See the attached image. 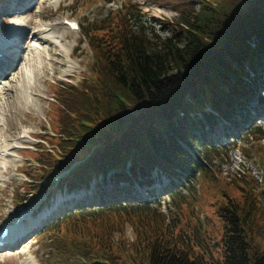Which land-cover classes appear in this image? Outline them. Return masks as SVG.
Returning a JSON list of instances; mask_svg holds the SVG:
<instances>
[{"label": "trees", "instance_id": "1", "mask_svg": "<svg viewBox=\"0 0 264 264\" xmlns=\"http://www.w3.org/2000/svg\"><path fill=\"white\" fill-rule=\"evenodd\" d=\"M176 9L181 23L157 20L173 32L165 39L148 35L131 0L86 24L91 73L56 86L47 146L26 151L36 166L26 167L24 193L44 197L39 209L61 208L36 229L42 264H264V183L248 172L231 182L238 194L223 192L213 263L139 201L161 183L177 192L201 159L223 154L209 134L245 126L264 86V0H179Z\"/></svg>", "mask_w": 264, "mask_h": 264}, {"label": "rangeland", "instance_id": "2", "mask_svg": "<svg viewBox=\"0 0 264 264\" xmlns=\"http://www.w3.org/2000/svg\"><path fill=\"white\" fill-rule=\"evenodd\" d=\"M50 1L0 0V54L8 53L5 56L12 65L10 69L1 67L3 75L0 77V231L5 227L10 230L4 240L7 245L0 248V264H42L39 256L43 251L38 254L40 244L35 236L36 229L44 225L46 214L51 211L58 214L61 208L56 203L39 209L44 197L32 203L29 195L24 193L22 183L27 180L26 167L36 166L28 159L34 156L26 151L37 152L40 145L47 146L42 136L52 133L49 110L50 102L56 101V86L61 83L76 85L91 73L89 62L92 55L83 35L86 24L122 9L129 0H113L107 4L105 0H60L57 6ZM131 1L137 3L144 14L143 23L148 27L151 38L158 35L165 39L173 35L171 28L157 20L181 23L180 12L176 9L179 0ZM66 18L77 20L79 29L70 31L67 26L61 27L59 24ZM14 23L29 24L30 27L23 34L22 30L12 31ZM40 24L55 26L54 34L63 45L38 44L27 60L31 78L26 90L22 76L28 56L23 45L34 44L31 31ZM11 32L22 33V42L27 44L19 43V53L2 48L10 42L7 38ZM9 81L12 89L3 100L1 91ZM26 96L31 99L27 100ZM249 108L252 116L245 126L234 128L226 138H221L217 131L209 134L212 141L223 146V154L209 162L201 159L197 171L184 182L183 188L169 192L170 188L161 183L148 194L144 192L140 196L142 200H139L160 209L175 235L183 231L182 235L194 245L195 252L207 251L204 257L212 263L222 258L220 239L224 228L216 211L224 190L238 194L231 182L247 172L258 184L264 183V139H256L249 133L253 121L264 126V86L256 91ZM14 140L18 147L13 151V157H8L5 151ZM16 192L27 195V200H21ZM132 194L135 196L136 192ZM182 196L190 205L183 201L179 203L182 207L179 209L175 203L181 202ZM188 222L189 225L185 224ZM128 235L133 236L131 230H128Z\"/></svg>", "mask_w": 264, "mask_h": 264}, {"label": "bare ground", "instance_id": "3", "mask_svg": "<svg viewBox=\"0 0 264 264\" xmlns=\"http://www.w3.org/2000/svg\"><path fill=\"white\" fill-rule=\"evenodd\" d=\"M60 2V0H51L50 3H53L54 6H57L58 3ZM61 27L65 25L62 23V24H59ZM29 24H20V23H17V24H13L12 25V31L13 30H16V31H19V30H22L23 34L26 33V29L29 28ZM67 28V27H66ZM68 29V28H67ZM56 30V27L53 26V25H50V24H40L39 26H37V29L35 31H31V40L34 41V44H26V42H22V38L20 35H23L22 33L21 34H17L19 32H16V33H10V36L7 38L8 40H10V42L6 45H3L2 48L3 50H8L10 51L11 53H19L21 49H19V43L20 44H26L27 46L25 47V45H23V50H25V52H27V56L28 58L25 59V63L27 64L26 68H25V71H24V75L22 76L23 77V82H24V86H25V89L28 90L29 89V82H30V78H31V74H30V70H27L29 69V65H28V62L27 60L29 59V56L33 53V51H36V48H38V44L41 45V43H50V44H53V45H58L59 46H62L63 43L61 42V40L55 36L54 34V31ZM29 42L31 43L32 41L29 40ZM8 54V53H7ZM6 53H3V55L1 56L0 58V77L3 75V72H1V67H7V69H10L12 68L11 64L7 61L8 58L5 56L7 55ZM5 56V57H4ZM12 89V84L11 82L9 81L8 84H4V87L2 88V91H1V94H2V98L3 100L5 99V94L9 92V90ZM25 90V92H26ZM31 95V94H30ZM26 99L27 100H30V96H26ZM2 100V99H1ZM25 133V132H23ZM14 145H16V142L14 140V142H10L8 144V148L6 149V156L10 157L9 153H11V150L14 148Z\"/></svg>", "mask_w": 264, "mask_h": 264}]
</instances>
